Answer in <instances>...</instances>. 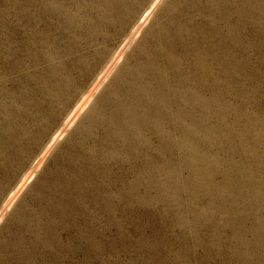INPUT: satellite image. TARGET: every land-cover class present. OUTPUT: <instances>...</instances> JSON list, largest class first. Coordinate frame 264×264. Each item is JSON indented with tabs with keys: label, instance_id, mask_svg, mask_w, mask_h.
I'll list each match as a JSON object with an SVG mask.
<instances>
[{
	"label": "rangeland",
	"instance_id": "1",
	"mask_svg": "<svg viewBox=\"0 0 264 264\" xmlns=\"http://www.w3.org/2000/svg\"><path fill=\"white\" fill-rule=\"evenodd\" d=\"M155 1L0 0V264H264V0Z\"/></svg>",
	"mask_w": 264,
	"mask_h": 264
},
{
	"label": "bare ground",
	"instance_id": "2",
	"mask_svg": "<svg viewBox=\"0 0 264 264\" xmlns=\"http://www.w3.org/2000/svg\"><path fill=\"white\" fill-rule=\"evenodd\" d=\"M161 0H156L154 5H157V3H159ZM155 9V8H154ZM153 12V7H151L148 11L145 12V14L143 15V17L141 18V20L138 22V24L135 27V35H138L140 33V31L142 30L143 26L145 25L146 21L148 20V18L151 16ZM132 44V43H131ZM130 45V44H129ZM118 52V51H117ZM119 57L122 56V51L118 52ZM116 64V63H115ZM104 80V79H103ZM97 83V82H96ZM101 84V83H100ZM98 88V87H97ZM95 93V92H94ZM93 93V94H94ZM87 98V97H86ZM87 100H83L82 103H80V105H78V107L73 111V113L70 115V117L68 118L67 122L65 123V125L63 126V128L55 134V136L52 138V140L49 142L47 149L45 150V152L38 158L36 165V169L37 167H40L42 162L44 161L45 158V153L51 148L53 147L57 141L62 137V135L65 133V131H67V129L69 128V126H71L75 119L78 117V115L80 114V112H82V108L85 105V103H87ZM84 109V108H83ZM72 112V111H71ZM35 169V168H34ZM30 173V172H29ZM27 176V175H26ZM27 182L26 180L20 182V185L18 186L17 190L14 192V194L12 195V197L10 196V199L8 202L7 206H10L14 199L20 194V192L25 188ZM13 193V192H12ZM17 199V198H16ZM6 206V205H5ZM6 210V209H5ZM1 213V212H0ZM1 217V216H0Z\"/></svg>",
	"mask_w": 264,
	"mask_h": 264
}]
</instances>
